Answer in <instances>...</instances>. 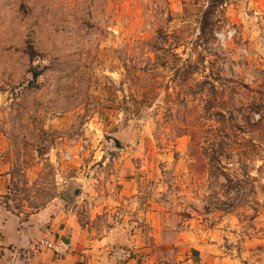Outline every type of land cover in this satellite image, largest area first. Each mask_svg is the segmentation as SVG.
I'll list each match as a JSON object with an SVG mask.
<instances>
[{"label": "rangeland", "instance_id": "rangeland-1", "mask_svg": "<svg viewBox=\"0 0 264 264\" xmlns=\"http://www.w3.org/2000/svg\"><path fill=\"white\" fill-rule=\"evenodd\" d=\"M0 160L13 212L264 264V0H0Z\"/></svg>", "mask_w": 264, "mask_h": 264}, {"label": "crops", "instance_id": "crops-1", "mask_svg": "<svg viewBox=\"0 0 264 264\" xmlns=\"http://www.w3.org/2000/svg\"><path fill=\"white\" fill-rule=\"evenodd\" d=\"M0 162V264H157L151 248H133L136 234L118 221L108 225L102 222V216H92L89 223H83L74 210L62 208L57 200L28 214L9 210L4 201L9 174ZM97 202L107 204L103 199ZM41 239L69 240L71 250L57 260L50 250L33 249ZM195 256L190 264H206L196 263Z\"/></svg>", "mask_w": 264, "mask_h": 264}, {"label": "built area", "instance_id": "built-area-1", "mask_svg": "<svg viewBox=\"0 0 264 264\" xmlns=\"http://www.w3.org/2000/svg\"><path fill=\"white\" fill-rule=\"evenodd\" d=\"M41 248L50 250L53 254V257L57 260H60L70 252L71 245L68 241L62 239H58L56 241L41 239L33 245V249L39 250Z\"/></svg>", "mask_w": 264, "mask_h": 264}]
</instances>
